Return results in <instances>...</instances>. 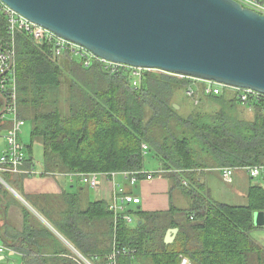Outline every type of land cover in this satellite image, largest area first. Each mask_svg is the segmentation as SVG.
I'll use <instances>...</instances> for the list:
<instances>
[{"label":"trees","instance_id":"1","mask_svg":"<svg viewBox=\"0 0 264 264\" xmlns=\"http://www.w3.org/2000/svg\"><path fill=\"white\" fill-rule=\"evenodd\" d=\"M6 20L0 12V37L7 35ZM15 41L19 114L32 125L28 167L35 166L33 144L39 142L43 175L141 171L145 144L188 202L167 211L138 208V222L130 226L115 221L107 200L92 201L57 223L79 251L99 256V264L115 249L120 264H264V243L252 235L254 214L264 210V180L248 185L245 204L213 199L205 182L208 172L222 167L264 163V100L246 103L226 88L196 105L191 101L193 110L184 115L175 104L187 101V77L148 69L134 86L129 71L85 67L22 31ZM245 108L252 118L242 114ZM12 175L6 174L8 183ZM175 227L178 234L167 244L166 232ZM42 261L78 264L66 256Z\"/></svg>","mask_w":264,"mask_h":264},{"label":"water","instance_id":"2","mask_svg":"<svg viewBox=\"0 0 264 264\" xmlns=\"http://www.w3.org/2000/svg\"><path fill=\"white\" fill-rule=\"evenodd\" d=\"M3 1L108 60L264 94V14L236 0ZM254 223L264 225V210ZM178 231L169 228L165 242Z\"/></svg>","mask_w":264,"mask_h":264},{"label":"built area","instance_id":"3","mask_svg":"<svg viewBox=\"0 0 264 264\" xmlns=\"http://www.w3.org/2000/svg\"><path fill=\"white\" fill-rule=\"evenodd\" d=\"M244 7L255 10L264 14V0H236ZM0 12L5 15L7 21V35L0 37V140L3 138V145L0 141V183L8 185L5 179L6 174H25L37 175L42 171L36 169L35 166L28 167V145L21 140L23 128L26 120L19 114L18 109V92L17 78L15 72V54H16V35L22 31L31 36L36 44L48 42L56 56L70 57L78 59L83 66L90 67L93 64H99L101 67L111 74H118L122 71H129L133 77V85L137 86L144 74L146 68L135 67L125 63L114 62L106 58L100 57L87 47L58 36L52 30L35 23L25 16L21 15L3 0H0ZM14 62L11 65V59ZM159 70V69H155ZM163 71V70H160ZM179 75V74H177ZM187 77L189 82L186 85L185 93L190 97H201L205 95H219L226 88L234 90L238 98L243 102L263 101L264 94L252 88H239L219 83L215 80L201 79L198 77ZM8 125L7 128H4ZM144 154H148V146L143 145ZM236 167H222L219 169L222 179L225 182L232 183L236 173ZM251 178L264 180V163L257 165H249L243 167ZM163 173L162 169L158 171H149L143 169L141 171H113L110 173H78L67 174L69 176L79 177V179L91 187H98L101 178L105 177L110 180L115 190L109 202V209L114 213V219L117 221L122 218L128 225L133 226L138 222V218L133 217L135 210H131V205L141 203V197L135 193H129L126 186H136L144 179H153L155 175ZM142 174V177L139 175ZM135 223V224H134ZM4 251V247L0 246V252ZM125 251V250H124ZM126 252V251H125ZM120 250L115 249L108 255L105 264H120L118 255ZM78 264H99V256H87L80 251H75L72 257ZM184 264H191L188 259L184 260Z\"/></svg>","mask_w":264,"mask_h":264},{"label":"crops","instance_id":"4","mask_svg":"<svg viewBox=\"0 0 264 264\" xmlns=\"http://www.w3.org/2000/svg\"><path fill=\"white\" fill-rule=\"evenodd\" d=\"M8 185L3 184L6 191H0V246L4 247L0 264H43L44 257L72 258L79 249L58 229L57 223L65 220L70 211H81L92 201L110 202L115 190L105 177L98 187H91L67 174H14ZM126 190L141 197V203L131 205V210L167 211L173 203L172 184L163 174L144 179L136 186L128 185ZM180 202L179 207L188 205L181 194ZM81 226L85 228L83 222Z\"/></svg>","mask_w":264,"mask_h":264},{"label":"rangeland","instance_id":"5","mask_svg":"<svg viewBox=\"0 0 264 264\" xmlns=\"http://www.w3.org/2000/svg\"><path fill=\"white\" fill-rule=\"evenodd\" d=\"M184 95L186 96L187 101H181L182 105L179 106V109L184 115H187L193 110L192 105L193 104L196 105L200 102V98L199 97L192 98L188 96L185 92H184ZM191 101L193 104H191ZM208 105H211V104L207 102L206 106ZM242 114L248 118L253 117V112L251 108H245ZM7 127L8 125H6L4 128H7ZM31 129H32V125L30 121H26V125L24 126L23 132L21 134V140L26 145H29L31 143ZM0 141L3 145V138ZM33 155H34V162H35L36 169L42 168L43 145L41 143L35 142L33 144ZM145 160H146V169H148L149 171H158L159 163L156 159H154L151 153L146 154ZM238 172L242 174L239 177H238V174H236ZM236 173L234 176V181L232 183L225 182L222 179L219 171H210L207 173V175L205 176V182L207 184L210 195L213 197V199H216L220 202L230 203V204H245L247 202V197H246L247 187L251 182H257L258 179L257 178L251 179L246 173L245 169H242V168L236 169ZM56 174H61V173H56ZM172 199H173V205L176 207H179L181 202H180V191H179L178 186L176 187L173 185ZM132 206L136 207L137 205H132ZM137 216H138L137 213L135 214L133 213V217L135 219L138 218ZM252 235L255 238H257L259 241L264 243V225H259L252 232Z\"/></svg>","mask_w":264,"mask_h":264},{"label":"bare ground","instance_id":"6","mask_svg":"<svg viewBox=\"0 0 264 264\" xmlns=\"http://www.w3.org/2000/svg\"><path fill=\"white\" fill-rule=\"evenodd\" d=\"M225 91V90H224Z\"/></svg>","mask_w":264,"mask_h":264}]
</instances>
